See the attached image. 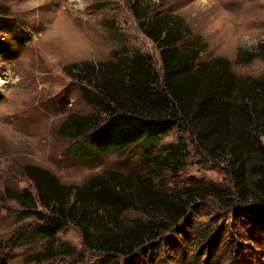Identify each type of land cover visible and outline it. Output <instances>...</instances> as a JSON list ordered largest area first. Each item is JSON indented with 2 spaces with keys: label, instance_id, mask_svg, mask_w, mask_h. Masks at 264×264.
Instances as JSON below:
<instances>
[{
  "label": "rangeland",
  "instance_id": "374dc122",
  "mask_svg": "<svg viewBox=\"0 0 264 264\" xmlns=\"http://www.w3.org/2000/svg\"><path fill=\"white\" fill-rule=\"evenodd\" d=\"M131 2L0 0L9 12L6 17L15 18L26 36L19 45L12 43L10 53H0V78L8 80L0 87V239L20 229L27 231L35 223L33 217L17 218L18 207L12 199L13 193L24 187L33 190L24 174L26 164L50 169L61 181L74 184L112 169L141 175L169 193L208 186L225 197L198 198L187 217L167 230L151 253L121 264H264V199L238 200L225 162L198 149L185 125L171 129L147 154L139 152L141 146H130L121 152L103 153L93 163L72 154L75 139L61 130L62 123L70 114L90 115L95 109L82 97V81L65 71L68 64L115 60L140 52L151 57L156 69L161 68L160 50L140 30ZM144 2L151 10L180 15L190 36L203 37L207 47L200 60L225 56L239 74L264 72V58L234 62L239 48L253 49L264 40V0ZM9 37L0 32V43L7 45ZM178 141L183 146L181 167L148 173L164 158L166 147ZM122 214L129 219L149 218L132 209ZM213 236L216 240L210 242ZM56 240V246L65 244L73 253L30 261L46 245L39 240L0 250V264H89L100 256L84 246L73 224H67Z\"/></svg>",
  "mask_w": 264,
  "mask_h": 264
},
{
  "label": "trees",
  "instance_id": "16d2710c",
  "mask_svg": "<svg viewBox=\"0 0 264 264\" xmlns=\"http://www.w3.org/2000/svg\"><path fill=\"white\" fill-rule=\"evenodd\" d=\"M130 9L140 30L159 48L161 68L140 52L68 64L65 71L82 81V97L95 109L90 115L70 114L62 123L61 130L75 139L72 154L85 163L130 146H141L139 152L147 154L171 129L185 125L198 149L225 162L238 200L264 199V72L239 74L225 56L200 60L207 43L199 34L190 36L180 15L151 10L144 0H132ZM8 13L0 5V32L10 36L7 45L0 43L3 54L12 51V43L19 45L26 38L25 29L15 18L6 17ZM256 58H264V40L253 49L239 48L234 62ZM182 149L179 141L168 145L164 158L148 173L177 171ZM24 174L33 190L24 187L12 199L17 218L33 217L35 223L27 231L20 229L0 239V250L43 240L45 247L30 261L72 254L65 244L56 246V237L73 224L84 246L100 254L89 264L133 263L160 245L164 233L187 217L198 198L225 200L216 188L193 186L169 193L141 175L112 169L81 184L65 183L35 164H26ZM127 209L149 218H126L122 213ZM213 240L215 236L209 239Z\"/></svg>",
  "mask_w": 264,
  "mask_h": 264
},
{
  "label": "bare ground",
  "instance_id": "6f19581e",
  "mask_svg": "<svg viewBox=\"0 0 264 264\" xmlns=\"http://www.w3.org/2000/svg\"><path fill=\"white\" fill-rule=\"evenodd\" d=\"M7 82H8V80L6 78H0V87Z\"/></svg>",
  "mask_w": 264,
  "mask_h": 264
}]
</instances>
